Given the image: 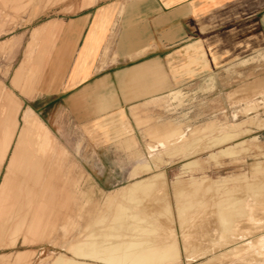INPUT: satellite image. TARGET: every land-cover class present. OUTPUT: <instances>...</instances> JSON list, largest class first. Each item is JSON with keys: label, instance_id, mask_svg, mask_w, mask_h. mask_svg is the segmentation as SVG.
<instances>
[{"label": "rangeland", "instance_id": "rangeland-1", "mask_svg": "<svg viewBox=\"0 0 264 264\" xmlns=\"http://www.w3.org/2000/svg\"><path fill=\"white\" fill-rule=\"evenodd\" d=\"M81 2L0 0V100L10 92L20 103L15 135L25 117L36 122V135L46 129L49 152L38 144L33 151L37 185L13 172L16 188L0 207V264H54L59 256L63 264L126 258L131 264H264V46L258 37L242 18L232 24L217 15L190 41L198 40L200 52L180 55L182 85L76 135L27 108L11 78L19 66L21 81L33 71L32 52L44 44L47 21L76 12ZM49 170L51 188L44 186ZM44 194L49 226L27 234Z\"/></svg>", "mask_w": 264, "mask_h": 264}, {"label": "crops", "instance_id": "crops-1", "mask_svg": "<svg viewBox=\"0 0 264 264\" xmlns=\"http://www.w3.org/2000/svg\"><path fill=\"white\" fill-rule=\"evenodd\" d=\"M81 5L47 21L44 44L32 52L33 71L22 80L25 89L21 66L11 78L27 108L76 135L128 116L182 85L180 55L200 52L198 40L190 41L219 14L232 24L242 18L264 46V0H82ZM259 87L264 90V84ZM45 130L38 145L47 155ZM48 172L44 186L51 188Z\"/></svg>", "mask_w": 264, "mask_h": 264}, {"label": "bare ground", "instance_id": "bare-ground-1", "mask_svg": "<svg viewBox=\"0 0 264 264\" xmlns=\"http://www.w3.org/2000/svg\"><path fill=\"white\" fill-rule=\"evenodd\" d=\"M0 101H2L1 106H2V109H3V114L0 116V169H1L2 163L4 162L8 152L10 150L11 143H12L14 137H15V141L12 144V147H11L12 150H11L9 156H8L7 161H6L7 174L2 178V181L0 182V207H1L2 201L9 196V193L12 190H14L16 188V186H15L16 179L12 178L13 172L16 171V172L21 173L24 177L26 175L29 178H32L33 179V183L35 185H37V183L40 181V177H39V172L36 169L37 165H39V164H35L34 161H33L34 154H35V152H33V151L35 150V148H36L35 146L39 142V136L36 135L38 133L37 125L35 124L36 122H33V120H30L29 118L25 117L26 124L18 131L19 133L17 135H15L16 134V129H17V114H18V112L20 110V103H19V101L16 100V98L10 92L7 93L5 96H3ZM45 199L46 198H45V194H44L41 197V200L35 205V207H33V209H32L33 211L31 212V216L29 217V220H28V222L26 224V233L27 234H32L38 228L40 229L42 227L44 228V227H48L49 226L48 225L49 223L47 222V220H48L47 217H49V216L46 217V209H44V201H45ZM37 233H39V232H37ZM35 235H38V234L35 233ZM91 240H92V238H91ZM81 244H80V247H81ZM87 246H86V248L88 249ZM90 246L91 245H89V248H90ZM115 246H116V244H115ZM78 247H79V245L76 248L78 249ZM105 247L106 248H104V249L106 250L107 246H105ZM108 247H111V244H109ZM126 247H128V246H126ZM86 248H80V249L83 250V249H86ZM113 248H115V247H113ZM130 248H132V247H130ZM73 249H75V248H73ZM133 249L135 251V247ZM112 250H114V249H112ZM112 250L108 251V253L110 254V252H112ZM137 250L142 252L139 249H137ZM71 251H73V250H71ZM99 251H101L100 254H103L102 252H106V251H102V250H99ZM99 251L97 250V252H95V251L94 252L98 253ZM73 252H75V251H73ZM83 252H85V250ZM133 252L128 251V252H125L124 255L130 256V257L131 256H135L136 257V256L139 255V252H138L137 255L135 253H133ZM80 253H78V255H80ZM136 253H137V251H136ZM142 253H145V252H142ZM72 254H74V253H72ZM145 254L142 256V258L140 260L145 258L144 257ZM121 255H123V254H121ZM105 256L108 257L107 255H105ZM92 257H93V255H92ZM99 258H100V256H99ZM124 258H126V257H124ZM127 259L128 258L125 259L126 262H127ZM128 260L130 261V264H131V262L134 261V260L132 261L131 258L128 259ZM125 261H124V263L126 264ZM137 261L139 262V257H138ZM137 261H135V262H137ZM143 261H145V259H143L142 262ZM64 262H66V261L63 260L62 258H60V256H59L58 260L56 262H54V264H63ZM76 263H78V262H76ZM124 263H122V264H124ZM139 263H137V264H139Z\"/></svg>", "mask_w": 264, "mask_h": 264}]
</instances>
